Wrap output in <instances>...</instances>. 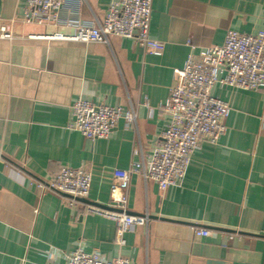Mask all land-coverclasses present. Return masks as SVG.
I'll list each match as a JSON object with an SVG mask.
<instances>
[{"label": "crops", "instance_id": "0c3cea01", "mask_svg": "<svg viewBox=\"0 0 264 264\" xmlns=\"http://www.w3.org/2000/svg\"><path fill=\"white\" fill-rule=\"evenodd\" d=\"M112 1L69 3L57 24L27 22L26 0H0V264H66L78 246L131 264H264V88L215 86L231 106L227 130L193 153L180 183L162 190L142 174L120 176L159 142L174 68L192 50L223 44L229 30L263 31L264 0H153L160 55L117 35L68 38L77 30L65 20L98 24ZM79 99L132 108L137 124L121 119L108 137L88 138L69 127ZM65 166L92 173L88 198L73 205L37 184ZM114 182L131 214L150 217L122 245L112 219L86 211L109 205Z\"/></svg>", "mask_w": 264, "mask_h": 264}, {"label": "built area", "instance_id": "2783aa9c", "mask_svg": "<svg viewBox=\"0 0 264 264\" xmlns=\"http://www.w3.org/2000/svg\"><path fill=\"white\" fill-rule=\"evenodd\" d=\"M69 3L78 5L80 2L26 0L24 19L27 22L63 23L60 11ZM152 11L153 0H113L98 24L71 19L64 23L77 30L76 34L68 37L70 40L108 42L109 36L117 35L134 39L148 53L160 55L165 49V42L151 34ZM173 73L174 83L162 105L168 121L160 140L148 154L146 162H133L127 171L121 172L123 180L139 173L146 180L158 182L162 190L183 180L193 153L204 142L216 144L227 130L226 120L231 106L213 94L215 86L252 90L264 88V30L257 33L229 30L223 44L208 46L201 54L192 50L184 65L174 68ZM71 110L69 127L91 139L108 137L121 119L131 128L137 124L135 110L122 105L111 106L79 99ZM91 182L92 173L86 166H65L47 182L37 184L40 190L68 196L73 205L88 198ZM110 194L108 206L89 203L86 204V211L112 219L117 228L116 241L122 245L125 233L133 226H147L150 217L128 211V195L117 182L112 184ZM194 232L207 236L211 231L197 227ZM65 257L66 264H131L129 258L107 259L98 250L87 251L81 246L67 251Z\"/></svg>", "mask_w": 264, "mask_h": 264}]
</instances>
